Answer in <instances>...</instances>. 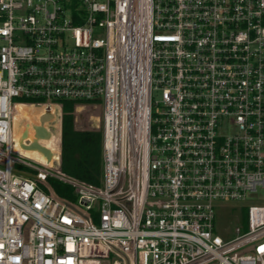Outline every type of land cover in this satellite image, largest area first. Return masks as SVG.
Segmentation results:
<instances>
[{
  "label": "built area",
  "instance_id": "2783aa9c",
  "mask_svg": "<svg viewBox=\"0 0 264 264\" xmlns=\"http://www.w3.org/2000/svg\"><path fill=\"white\" fill-rule=\"evenodd\" d=\"M64 100L102 107L100 185L18 147ZM263 189L264 0H0V264H264V204L215 226Z\"/></svg>",
  "mask_w": 264,
  "mask_h": 264
},
{
  "label": "trees",
  "instance_id": "16d2710c",
  "mask_svg": "<svg viewBox=\"0 0 264 264\" xmlns=\"http://www.w3.org/2000/svg\"><path fill=\"white\" fill-rule=\"evenodd\" d=\"M63 102L61 168L71 177L100 185L104 173L103 130L77 129L75 126L76 102L72 100ZM54 184L58 193L65 195L62 183L54 181Z\"/></svg>",
  "mask_w": 264,
  "mask_h": 264
},
{
  "label": "rangeland",
  "instance_id": "374dc122",
  "mask_svg": "<svg viewBox=\"0 0 264 264\" xmlns=\"http://www.w3.org/2000/svg\"><path fill=\"white\" fill-rule=\"evenodd\" d=\"M155 97L158 94L155 92ZM22 110V111H21ZM21 114L19 113L15 119L17 121L15 125L16 137H19L21 129L25 127L27 121H35L39 113L43 110L34 107L21 106ZM23 112V113H22ZM97 118V119H96ZM62 123V115L58 116V119L49 125L57 133L56 139L52 145L59 148L60 145V128ZM75 126L77 129H93L102 130V107L100 105H92L88 103L75 104ZM23 150V149H22ZM25 151V150H24ZM30 155L40 158L41 155L35 151H26ZM58 159V155H54ZM43 158V157H41ZM54 158V159H55ZM19 169L24 171L32 172L31 169L25 166H18ZM252 204H264V189L258 193L249 195L246 200L235 202V201H220L216 204V218L215 226L216 230L224 237H232L236 235V228L244 227L246 225L244 215L247 214V207ZM228 235V236H227Z\"/></svg>",
  "mask_w": 264,
  "mask_h": 264
},
{
  "label": "water",
  "instance_id": "95a60500",
  "mask_svg": "<svg viewBox=\"0 0 264 264\" xmlns=\"http://www.w3.org/2000/svg\"><path fill=\"white\" fill-rule=\"evenodd\" d=\"M59 114L51 106L39 113L35 121H27L21 130L17 143L25 151H35L48 163L55 158L51 147L54 131L49 127L58 119Z\"/></svg>",
  "mask_w": 264,
  "mask_h": 264
},
{
  "label": "bare ground",
  "instance_id": "6f19581e",
  "mask_svg": "<svg viewBox=\"0 0 264 264\" xmlns=\"http://www.w3.org/2000/svg\"><path fill=\"white\" fill-rule=\"evenodd\" d=\"M142 15H141V11H139L138 12V15H137V17H141ZM21 106H24L25 108H27V107H29V106H31V107H34V108H39V109H41V110H44V108L45 107H43V106H39V105H34V104H18L17 105V107H16V109H15V117L20 113L21 114V111H20V108H21ZM53 110H54V108H53ZM23 113V112H22ZM97 119V118H96ZM16 123H17V121H16V119H15V125H16ZM54 131V135H53V138H54V136H56L57 135V133L55 132V130H53ZM16 134V133H15ZM16 137V136H15ZM16 138H18V137H16ZM56 139V137L54 138V140ZM53 140V141H54ZM140 140V139H139ZM52 141V142H53ZM52 142H50V143H52ZM19 147V146H18ZM51 147L53 148V151H54V153H55V155H58L59 153H58V148L57 147H54L53 145H51ZM20 149V148H19ZM20 150H22V149H20ZM22 152L23 153H26V154H28V155H30L29 153H27L26 151H24V150H22ZM30 156H32V155H30ZM34 157V156H33ZM36 158V157H35ZM36 159H39V160H44L43 158H36Z\"/></svg>",
  "mask_w": 264,
  "mask_h": 264
},
{
  "label": "crops",
  "instance_id": "0c3cea01",
  "mask_svg": "<svg viewBox=\"0 0 264 264\" xmlns=\"http://www.w3.org/2000/svg\"><path fill=\"white\" fill-rule=\"evenodd\" d=\"M60 139H61V128H60ZM59 151L61 152V143H60Z\"/></svg>",
  "mask_w": 264,
  "mask_h": 264
},
{
  "label": "flooded vegetation",
  "instance_id": "af4514ba",
  "mask_svg": "<svg viewBox=\"0 0 264 264\" xmlns=\"http://www.w3.org/2000/svg\"><path fill=\"white\" fill-rule=\"evenodd\" d=\"M22 129H23V128H22ZM22 129H21V130H22Z\"/></svg>",
  "mask_w": 264,
  "mask_h": 264
}]
</instances>
